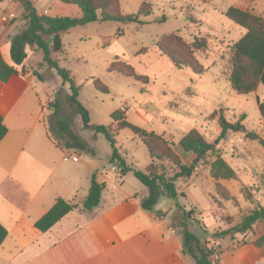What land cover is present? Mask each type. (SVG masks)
I'll return each mask as SVG.
<instances>
[{
    "label": "rangeland",
    "instance_id": "obj_1",
    "mask_svg": "<svg viewBox=\"0 0 264 264\" xmlns=\"http://www.w3.org/2000/svg\"><path fill=\"white\" fill-rule=\"evenodd\" d=\"M30 1L41 15H50L52 9L59 15L74 17L78 9L57 0ZM53 3L61 5V8L56 10ZM230 7L246 8L264 17V0H113L111 12L138 16L140 22L77 25L61 35L62 51L51 55L76 81L80 88L78 100L88 110L91 124L110 126L114 133H118L120 125L110 119V115L117 112L120 119L146 132L162 135L183 164L194 165L192 176L176 184L184 197L179 196L176 203L164 197L160 207L174 206L176 209L175 204L183 209L193 207L186 210H192L195 219L188 224L190 231L207 238L210 246L219 248L229 242L238 247L249 242L250 234L236 236L234 241L229 237L215 241L211 235L236 225L241 215L255 206H264V147L247 139L241 132H228L224 139H219V117L235 123L243 114L245 128L264 139V117L257 105V100L264 103V87L260 84L254 93L238 95L229 83L233 45L246 32L225 17L224 13ZM8 8L15 12V18L4 23L0 20V24L6 28L15 24L19 32L25 23L22 5L10 0L0 2V12ZM161 18L165 21L159 22ZM196 40L205 41L207 48L196 49L192 45ZM164 50L174 54L179 61L191 63L201 74L196 75L185 66H175L164 55ZM40 75L46 80L40 82L47 86V92H42L43 97L46 94L49 96L46 99L51 96L43 117L50 134L57 137L56 121L66 120L70 129L95 149L96 156L76 154L82 162L92 160L103 167L104 182L129 192L143 189L144 186L131 172L122 180L110 172L111 166L116 170L119 167L118 161L111 158L109 142L102 134L94 135L92 131L85 130L80 119L74 117L63 102L58 113L52 115L49 105L62 86L61 78L48 66L41 69ZM64 87L68 91V85ZM192 129L214 146L215 153L236 173V179L214 181L209 173V162L213 159L210 153L199 158L182 151L179 141ZM115 140L119 156L125 163L145 170L150 158L139 138L129 129H123ZM178 153L189 155V160H182ZM166 165L171 170L172 166ZM217 186L222 190L216 189ZM108 187L112 189V186ZM109 190L105 198L112 196ZM223 191L231 200L223 199ZM214 203L217 210L210 213L214 216L213 221L207 212ZM176 212L178 218L172 220L179 223L180 213ZM225 217L230 220L222 222ZM203 224L208 231L205 237ZM257 227L254 228L255 233L261 232L262 228ZM225 260L229 264H238L233 254L225 256Z\"/></svg>",
    "mask_w": 264,
    "mask_h": 264
},
{
    "label": "crops",
    "instance_id": "obj_2",
    "mask_svg": "<svg viewBox=\"0 0 264 264\" xmlns=\"http://www.w3.org/2000/svg\"><path fill=\"white\" fill-rule=\"evenodd\" d=\"M53 5L56 10L61 8ZM76 10L74 18H80L81 12ZM49 16L69 14L59 15L51 9ZM15 26L0 24V53L10 66V38L18 33ZM37 52L27 49L24 63L15 66L18 73L6 83L0 82V115L7 129L0 142V224L7 231L0 246V264H194L182 253L177 222L172 220L178 218L174 206L160 207L164 198L160 197L151 212L141 208L140 200L148 195L145 187L129 192L105 182L95 209L77 208L46 233L34 227L57 199L79 204L88 193L92 174L99 182L106 179L103 167L92 160L82 162L78 152L56 147L48 133L43 117L51 96L42 95L47 92L46 84L40 82H46L40 75L45 65L42 53ZM68 155H76L78 161L68 160ZM178 155L182 160L190 158ZM110 172L122 180L119 169L111 166ZM108 190L112 196L105 198ZM216 210L214 203L207 215ZM257 226L261 232L254 230L247 244L238 247L229 242L220 248V264H229L225 260L228 254L238 264H264V246L252 244L264 236V224L254 228Z\"/></svg>",
    "mask_w": 264,
    "mask_h": 264
},
{
    "label": "trees",
    "instance_id": "obj_3",
    "mask_svg": "<svg viewBox=\"0 0 264 264\" xmlns=\"http://www.w3.org/2000/svg\"><path fill=\"white\" fill-rule=\"evenodd\" d=\"M4 1L0 0V2ZM10 1L21 3L25 23L21 30L10 38L9 55L13 65L6 64L0 53V82L6 83L18 73L15 66L24 63L27 58V49L35 48L40 51L43 55L44 65L54 70L61 78L62 86L56 91L55 98L49 105L50 110H53L52 115L55 116L58 113L63 102L70 113L80 119L85 130L92 131L94 135L102 134L105 137L112 148V160L118 161L119 175L123 177L131 172L148 189V195L140 200L141 208L144 211L151 212L160 197H167L172 200H177L179 196L184 197V194L179 192L176 184L179 180L188 179L192 176L194 165L187 166L183 164L173 152L172 145L162 135L146 132L120 119L118 113L114 112L110 115V119L120 125L119 131L129 129L145 145L150 158V163L143 171L128 166L119 156L116 148L115 137L119 131L114 133L113 128L110 126L105 127L90 123L88 110L78 100L80 88L76 81L71 77L69 71L60 67L58 61L51 57V55L58 54L63 49L61 35L77 25L111 21L139 23L138 16H123L111 12L110 7L113 0H57L63 4L76 6L81 12L80 18L41 15L30 0ZM224 15L234 24L246 30L245 34L233 45L229 83L236 94L249 95L256 91L258 85L261 84L264 87V17L237 7L228 8ZM164 21V18L159 19V22ZM192 45L200 50L207 48V44L203 40H196ZM164 55L175 66H185L190 68L196 75L201 74L191 63L179 61L174 54L164 50ZM37 76L40 78L39 75ZM65 85H68V91L65 89ZM257 105L264 117V103L257 100ZM244 120V114L235 123H229L223 117H219V139H224L228 132H241L245 134L247 139L257 141L264 147V139H261L255 132L248 131L243 124ZM56 126L57 137H53L48 130L56 147L96 156L95 149L74 133L66 120H57ZM6 133L7 129L0 115V142ZM179 146L184 153H192L199 158L210 153L213 159L209 162V173L214 181L236 179V173L233 169L221 156L215 153L214 146L207 143L195 129L190 130L180 139ZM166 164L172 166L171 170L167 168ZM106 186L105 182H99L95 174H92L88 193L79 204L67 202L60 198L57 199L51 209L35 222L34 227L39 232L46 233L64 216L77 208L82 211L95 209L100 203L102 192ZM216 189L222 190L219 186ZM222 194H225L223 196L224 200H231L226 192L223 191ZM176 210L180 213L181 218V222L176 224L175 229L182 239V253L188 255L194 261V264H220V248L210 246L207 238H202L190 231L188 224L192 220L195 221L192 217L193 211H186L179 204H176ZM229 220V217L221 219L222 222H228ZM261 224H264V206L257 205L251 211L242 214L236 225L213 233L211 238L218 241L227 237L230 239H235L236 236L245 237L253 233L256 225ZM202 234L204 237L208 234L205 224L202 226ZM6 236L7 231L0 224V246ZM245 244L247 242H243L242 245ZM252 244L258 248L263 247L264 236L255 240Z\"/></svg>",
    "mask_w": 264,
    "mask_h": 264
},
{
    "label": "built area",
    "instance_id": "obj_4",
    "mask_svg": "<svg viewBox=\"0 0 264 264\" xmlns=\"http://www.w3.org/2000/svg\"><path fill=\"white\" fill-rule=\"evenodd\" d=\"M14 18H15V12L11 8H8L4 12H0V20L2 23L7 22V21H11ZM66 158L68 160L73 161V162L78 161V157L76 155H68Z\"/></svg>",
    "mask_w": 264,
    "mask_h": 264
},
{
    "label": "water",
    "instance_id": "obj_5",
    "mask_svg": "<svg viewBox=\"0 0 264 264\" xmlns=\"http://www.w3.org/2000/svg\"><path fill=\"white\" fill-rule=\"evenodd\" d=\"M52 112H53V110H52Z\"/></svg>",
    "mask_w": 264,
    "mask_h": 264
}]
</instances>
